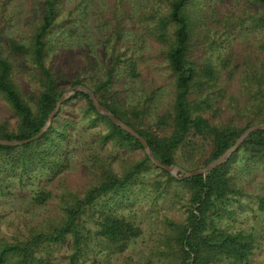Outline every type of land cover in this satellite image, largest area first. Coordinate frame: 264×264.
<instances>
[{"label": "trees", "instance_id": "16d2710c", "mask_svg": "<svg viewBox=\"0 0 264 264\" xmlns=\"http://www.w3.org/2000/svg\"><path fill=\"white\" fill-rule=\"evenodd\" d=\"M144 1L139 21L161 51L169 77L164 94L139 77L135 50L122 40L123 17L132 16L119 0L106 20L110 31L96 27L92 42L86 35L92 36L91 27L84 28L78 13L68 9L59 14L63 0H30L33 8L25 12L6 11L8 0H0V104L15 118L13 127L0 119V138L23 140L37 133L59 95L74 84L91 90L113 116L142 136L157 162L186 171L218 157L245 128L264 124V39L234 46L228 40L229 34L245 29L264 38V0L219 1L209 11L198 7L197 0ZM15 71L31 81L25 96L12 79ZM76 98L84 103L79 128L104 126L88 132L94 144L142 150L133 136L95 112L83 92L59 105L38 138L0 144V155L18 170L20 180L33 172L45 179L63 173L55 217L42 227H29L24 236L0 237V264H81L91 255L124 250L139 234L133 222L105 207L103 198L123 195L139 172L157 168L144 153L119 174L104 158L89 160L82 167L91 176L84 186L64 183L69 138L77 124L63 108ZM238 151L264 170V130L251 131L224 162L204 174L182 177L175 169L171 176L158 168L167 182L187 192L183 223L164 220L176 247L173 264H240L251 253L250 234L213 228L210 218L218 204L241 192L228 172ZM51 195L39 190L32 202L42 204ZM255 204L264 210V186ZM56 247L64 249L60 258L53 257Z\"/></svg>", "mask_w": 264, "mask_h": 264}, {"label": "rangeland", "instance_id": "374dc122", "mask_svg": "<svg viewBox=\"0 0 264 264\" xmlns=\"http://www.w3.org/2000/svg\"><path fill=\"white\" fill-rule=\"evenodd\" d=\"M114 1L118 0H63L59 14L64 15L68 9H72V14L78 13L83 19L84 28L87 30V27H91L89 31L92 36L87 32L86 35H89V40L92 42L98 29L96 27L110 31L111 24L107 25L106 20L109 21L112 17L111 7ZM119 1L132 16V20L123 17L122 40L128 47H133L132 49L135 50L139 77L142 81L160 87L159 92L164 94L169 77L161 62V51L156 48L153 39L148 36L139 21L138 14L144 10L145 1ZM219 1L234 3V0H197V6L209 11V7L218 5ZM29 2L30 0H8L7 7L4 9L25 12L33 8L28 6ZM119 9L117 5V10ZM256 39L264 38L262 34L255 35L246 29L228 35V40L233 46L240 42L251 44ZM128 54L129 52L125 55ZM78 58H81V55ZM12 79L23 96L31 91L32 84L25 73L15 71ZM67 83L68 80H65V84ZM128 96L132 98L133 94L129 92ZM83 105L81 98L71 99L63 110L77 124L82 115ZM219 108L222 109L223 106ZM148 117L150 118L149 115ZM0 119H7L9 127L15 125L14 116L1 104ZM79 125L77 124L69 138L70 165L63 171L64 183L68 188H73L76 184L84 186L89 181L91 176L82 171V167L88 164L89 160L104 158L110 163L111 169L119 174L131 161L138 160L143 153L140 148L116 149L110 143L94 144L88 132L102 131L104 126L100 124L83 130L79 128ZM94 156L96 157L93 158ZM178 161L185 167L192 166L185 160L178 158ZM228 172L240 187L241 192L228 196L223 204H218L210 216L212 227L227 232L240 231L250 234L253 238V247L246 261L240 264H264V210L257 209L255 204V197L263 191L264 170L258 161L238 151ZM62 174L45 179L39 173L33 172L30 177H22L20 180L18 170L13 171L0 155V237L24 236L29 227H42L55 217L58 203L56 194L61 191L58 184L60 181L63 182ZM39 190H49L52 195L38 205L32 202V198ZM186 196V190L173 181L167 182L158 168L139 172L134 177L133 184L123 195L119 197L107 195L103 198L105 207L114 209L133 222L139 228V234L129 240L124 250L91 255L81 264H173L172 254L176 247L164 220L183 223ZM63 253V248L56 247L53 257L60 258ZM220 264L227 263L220 262Z\"/></svg>", "mask_w": 264, "mask_h": 264}, {"label": "water", "instance_id": "95a60500", "mask_svg": "<svg viewBox=\"0 0 264 264\" xmlns=\"http://www.w3.org/2000/svg\"><path fill=\"white\" fill-rule=\"evenodd\" d=\"M76 92L85 93L88 96L89 100L91 101V104H92L95 112H97L100 115L106 116L114 125L118 126L119 128L123 129L125 132H127L128 134L133 136L140 143L143 153L145 154V156L148 158V160L150 161V163L152 165H154L157 168L163 169L164 171H167L168 173H172L173 170L177 169V170L181 171L182 177H187V176L197 175V174H204L205 172L211 170L215 166L224 162L227 159V157L230 155V153H232L236 149V147L242 142V140L247 136V134H249L253 130H264V124H255V125H251V126L245 128L238 135V137L235 139V141L232 143V145L229 146L227 149H225L218 157L211 160L210 162L205 164L203 167H199V168H195V169L186 171V170L178 168L177 166H174V165H165V164H161V163L157 162L154 159V157L152 156V154H151V152H150V150H149V148H148V146H147V144H146V142L142 136H140L137 132H135L131 127H129L128 125L123 123L121 120H119L118 118L113 116L104 106H102L97 101V99L95 98V96L93 95L91 90H89L87 87H85L81 84H74L70 88L64 90L59 95V97L57 98L53 108L51 109V111L46 116V119L44 120L42 126L40 127V129L38 130L37 133H35L31 137L23 139V140H6V139L0 138V144L15 146V145H21V144L30 142V141L38 138L46 130V128L49 126L50 120L53 117V115L55 114V112L57 111L59 105Z\"/></svg>", "mask_w": 264, "mask_h": 264}]
</instances>
